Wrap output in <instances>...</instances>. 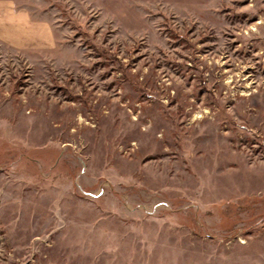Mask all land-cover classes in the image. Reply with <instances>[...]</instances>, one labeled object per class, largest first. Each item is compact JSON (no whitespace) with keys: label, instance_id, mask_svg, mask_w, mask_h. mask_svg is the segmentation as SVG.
I'll return each instance as SVG.
<instances>
[{"label":"rangeland","instance_id":"1","mask_svg":"<svg viewBox=\"0 0 264 264\" xmlns=\"http://www.w3.org/2000/svg\"><path fill=\"white\" fill-rule=\"evenodd\" d=\"M14 2L0 264H264V0Z\"/></svg>","mask_w":264,"mask_h":264},{"label":"crops","instance_id":"2","mask_svg":"<svg viewBox=\"0 0 264 264\" xmlns=\"http://www.w3.org/2000/svg\"><path fill=\"white\" fill-rule=\"evenodd\" d=\"M28 11L16 6L14 0H0V43L27 52L51 48L54 38L49 24L34 22Z\"/></svg>","mask_w":264,"mask_h":264}]
</instances>
